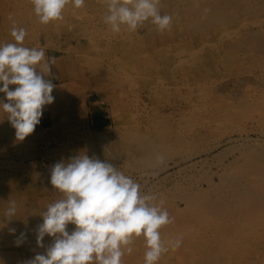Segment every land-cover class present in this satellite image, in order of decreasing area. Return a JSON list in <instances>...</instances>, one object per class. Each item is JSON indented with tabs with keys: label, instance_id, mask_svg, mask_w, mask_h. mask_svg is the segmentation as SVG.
Instances as JSON below:
<instances>
[{
	"label": "rangeland",
	"instance_id": "rangeland-1",
	"mask_svg": "<svg viewBox=\"0 0 264 264\" xmlns=\"http://www.w3.org/2000/svg\"><path fill=\"white\" fill-rule=\"evenodd\" d=\"M159 8L172 17L170 30L146 22L114 34L105 0L70 3L62 21L47 25L31 0H0V44L14 42L15 21L26 47L56 58L45 77L54 101L31 135L17 140L0 108V264H26L53 242L45 236L39 247L36 229L62 198L50 183L57 162L83 153L107 161L172 212L186 206V195L220 182L245 146L264 150V0H160ZM0 100L7 102L3 93ZM95 108L108 126L92 124ZM8 201L17 211L7 223ZM162 263L185 264L170 251Z\"/></svg>",
	"mask_w": 264,
	"mask_h": 264
},
{
	"label": "clouds",
	"instance_id": "clouds-1",
	"mask_svg": "<svg viewBox=\"0 0 264 264\" xmlns=\"http://www.w3.org/2000/svg\"><path fill=\"white\" fill-rule=\"evenodd\" d=\"M34 14L47 25L64 19L71 3L79 9L85 0H31ZM104 22L112 33H133L146 22L164 32L170 30L172 17L161 15L160 0H105ZM11 19V17H9ZM10 35L14 42L0 44V108L23 141L40 123L44 106L53 103L55 85L45 79L51 74L56 58H46L43 47H26L27 32L15 21ZM14 85V90H10ZM50 183L62 198L50 203L40 216L43 223L36 229L39 247L45 236L53 242L45 253L37 254L26 264H123L125 255L133 252L134 238L145 241L144 264H158L170 250L181 247L182 237L165 241L161 229L174 222L164 201L155 194H144L141 184L118 167L86 153L60 161L51 168ZM5 221L16 215V202L8 201ZM69 224L75 225L71 233ZM13 233L15 229L11 230ZM24 236V233H21ZM20 239H17V244Z\"/></svg>",
	"mask_w": 264,
	"mask_h": 264
},
{
	"label": "bare ground",
	"instance_id": "bare-ground-1",
	"mask_svg": "<svg viewBox=\"0 0 264 264\" xmlns=\"http://www.w3.org/2000/svg\"><path fill=\"white\" fill-rule=\"evenodd\" d=\"M146 148L153 152L154 145ZM208 185L186 195V206L176 210L173 206L175 212H168L174 222L161 229L162 238L182 237L181 247L170 253L175 252L185 264H259L264 260V150L245 146L225 166L220 182L209 181ZM131 246L133 252L124 256L123 264L125 260L144 264V238H134Z\"/></svg>",
	"mask_w": 264,
	"mask_h": 264
},
{
	"label": "crops",
	"instance_id": "crops-1",
	"mask_svg": "<svg viewBox=\"0 0 264 264\" xmlns=\"http://www.w3.org/2000/svg\"><path fill=\"white\" fill-rule=\"evenodd\" d=\"M91 122L95 126H108L110 124L108 115L105 114L102 108H95L91 114Z\"/></svg>",
	"mask_w": 264,
	"mask_h": 264
}]
</instances>
